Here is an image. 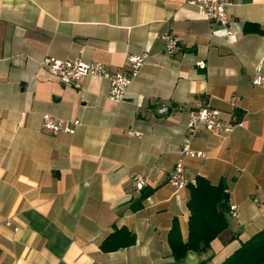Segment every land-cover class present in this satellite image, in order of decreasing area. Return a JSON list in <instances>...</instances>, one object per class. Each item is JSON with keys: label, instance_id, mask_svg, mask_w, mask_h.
I'll list each match as a JSON object with an SVG mask.
<instances>
[{"label": "crops", "instance_id": "crops-1", "mask_svg": "<svg viewBox=\"0 0 264 264\" xmlns=\"http://www.w3.org/2000/svg\"><path fill=\"white\" fill-rule=\"evenodd\" d=\"M228 13L224 28L186 0H0V264H221L264 230V86L251 83L257 67L264 75V0H232ZM165 34L179 38L170 55ZM143 53L120 103L106 79L69 87L42 66L54 58L126 73V58ZM196 104L243 127L192 140L206 157L186 159V177L223 187L228 228L206 253L174 260L168 233L175 224L187 240L189 189L168 179ZM44 114L80 125L51 134ZM137 173L146 197L132 209ZM120 229L134 243L104 252Z\"/></svg>", "mask_w": 264, "mask_h": 264}, {"label": "built area", "instance_id": "built-area-1", "mask_svg": "<svg viewBox=\"0 0 264 264\" xmlns=\"http://www.w3.org/2000/svg\"><path fill=\"white\" fill-rule=\"evenodd\" d=\"M232 0H186V4L193 7L199 17L216 23L224 28L228 27L230 15L228 8ZM230 35V33H229ZM165 51L172 54L178 47L179 38L170 34L162 37ZM148 53L141 55H130L126 58L125 72L107 71L100 63H84L81 61H63L54 58H46L42 66L59 82L65 86L79 88L81 81L86 77H97L106 79L109 83L108 97L118 103L127 99V89L132 81L138 76L141 68L148 60ZM204 63L199 64L203 69ZM253 86H264V75L260 67L256 68V73L251 80ZM80 125L78 120L66 121L53 117L49 114L42 116V130L51 134L65 133L73 134L75 128ZM243 127L242 121H230L222 117L220 111L207 105L196 104L189 111L186 125V136L182 145L177 149V159L168 179V183L176 190H182L189 186H194L195 181L189 180L185 174V160H201L206 157V153L192 149V140L201 132L206 131L217 135H225L236 128ZM132 134V132H130ZM132 186L135 190L141 191L145 184L144 175L137 173L132 176ZM228 214L236 218L238 207L232 205L228 209Z\"/></svg>", "mask_w": 264, "mask_h": 264}, {"label": "trees", "instance_id": "trees-1", "mask_svg": "<svg viewBox=\"0 0 264 264\" xmlns=\"http://www.w3.org/2000/svg\"><path fill=\"white\" fill-rule=\"evenodd\" d=\"M253 31L259 32L260 29L254 25H245L244 32ZM194 181L195 185L188 187L187 240H182L175 224L168 233V244L174 260L184 258L188 252L206 253L210 249L212 241L228 228L225 213L218 209L219 204L227 200L223 187L221 185L213 186L205 178L199 176ZM143 191L144 189L140 191L141 197L134 202L132 209L141 207V202L146 197ZM133 243L134 235L126 229H120L104 240L101 249L104 252H111ZM221 264H264V230L255 233L247 241L241 243L240 247Z\"/></svg>", "mask_w": 264, "mask_h": 264}]
</instances>
